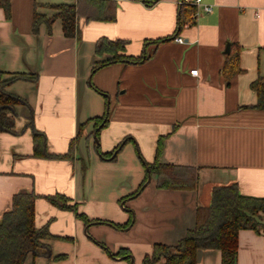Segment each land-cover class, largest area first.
Listing matches in <instances>:
<instances>
[{"label":"crops","instance_id":"0c3cea01","mask_svg":"<svg viewBox=\"0 0 264 264\" xmlns=\"http://www.w3.org/2000/svg\"><path fill=\"white\" fill-rule=\"evenodd\" d=\"M78 1L9 0V12L0 6V71L5 78H38L6 88L27 105L15 107L16 133H0V219L17 193L34 192L36 227H48L53 257H63H29L25 264H143L156 244L176 245L195 228L212 188L237 184L243 195L264 198V110L254 108L251 89L264 76V0H202L213 11L199 8L194 24L179 34L180 0L152 7L114 0L115 22L81 17L79 35L67 38L56 16L60 6ZM102 38L127 41L128 55L148 60L93 75ZM229 53H239L243 69L230 85L223 75ZM109 112L98 141L93 120ZM85 124L72 159L33 156L34 130L46 135L51 154L66 155ZM127 137L134 141L116 160L101 158L97 145L109 153ZM161 138L162 162L199 170L196 190H161L155 175L147 179L145 163L155 161ZM49 196L70 199L91 224L51 204ZM130 221L124 230L113 226ZM122 249L131 257L107 254ZM198 260L222 264V255L200 251ZM238 264H264V231H240Z\"/></svg>","mask_w":264,"mask_h":264},{"label":"trees","instance_id":"16d2710c","mask_svg":"<svg viewBox=\"0 0 264 264\" xmlns=\"http://www.w3.org/2000/svg\"><path fill=\"white\" fill-rule=\"evenodd\" d=\"M160 1L143 0L148 7H152ZM80 2L88 6L86 11H82ZM0 6L7 12L10 11L9 0H0ZM117 7V2L114 0H79L77 4L60 6L56 18L62 20L65 36L75 38L79 35L77 22L81 17L87 21L115 22ZM196 11V7L188 0H180L178 34L186 23L194 21L193 17ZM41 17L39 15L36 17L35 31L39 28V23L42 21ZM47 22L50 25L53 19L47 20ZM178 34L177 36H179ZM162 42L163 40H159L157 43ZM127 44L128 42L124 40L100 39L96 46L95 56L97 59L92 74L94 75L99 70L113 64H142L148 60L146 54L138 57L128 55ZM242 72L239 53L236 55L229 53L223 70L228 85L235 76ZM37 79L36 75L27 74H17L11 78H5V73L0 71V133H16L15 107L27 105L23 99L8 93L6 88L16 81L34 82ZM251 89L258 99L254 108L264 110V76L254 81ZM93 121L95 125L92 136L95 135L99 141L101 131L109 125L110 112ZM87 124L81 126L77 139L71 142L69 152L66 155L51 154L48 150L46 135L34 130L33 156L55 160L72 159L76 142L83 134ZM133 141V138L127 137L109 153H103L100 144L96 148L102 159L114 161L124 147ZM164 141L165 138L159 140L155 161L145 163L147 179L155 175L157 187L161 190H196L199 185V170L162 162ZM144 185L145 183L132 196L139 195ZM38 198L39 196L30 191L24 190L17 193L13 198L11 209L5 212L0 219V264H25L29 257L34 259L42 257L48 260L63 258L62 256L53 257L49 241L53 240L54 236L48 227L40 229L36 227L35 206ZM46 199L60 209L76 212L77 218L83 220L86 225L91 224L92 221H89L83 214H78L77 209L70 204V199L65 196H49ZM131 224L132 221L126 225L113 224V226L124 230L129 228ZM242 230H253L258 233L264 231V198L243 195L237 184L214 187L211 190L209 204L198 208L195 228L189 230L176 245L156 244L153 252L145 256L143 264H199V252L208 250L220 251L222 264H238L239 233ZM101 246L105 248L103 245ZM112 256L127 259L131 257L128 249H122Z\"/></svg>","mask_w":264,"mask_h":264},{"label":"built area","instance_id":"2783aa9c","mask_svg":"<svg viewBox=\"0 0 264 264\" xmlns=\"http://www.w3.org/2000/svg\"><path fill=\"white\" fill-rule=\"evenodd\" d=\"M188 2H190L192 5H194L196 7L197 11L193 17L194 21L192 23H186L184 25L183 29H187L194 24L199 8L200 9L202 8L204 10V12H206V13H211L213 11L212 6L205 5L202 0H188ZM175 41L178 43H181V44L184 43V39L181 38L180 36L175 37ZM190 73L194 77H199V71L198 70H191Z\"/></svg>","mask_w":264,"mask_h":264},{"label":"rangeland","instance_id":"374dc122","mask_svg":"<svg viewBox=\"0 0 264 264\" xmlns=\"http://www.w3.org/2000/svg\"><path fill=\"white\" fill-rule=\"evenodd\" d=\"M121 209H122V208H121ZM123 209H124V208H123ZM107 254H108L109 256H111V257H112V255H113V254L111 253V251H110V250H109V251H107ZM125 261H127V260H125ZM134 264H142V263H141V262H139V263H136V262H135Z\"/></svg>","mask_w":264,"mask_h":264},{"label":"water","instance_id":"95a60500","mask_svg":"<svg viewBox=\"0 0 264 264\" xmlns=\"http://www.w3.org/2000/svg\"><path fill=\"white\" fill-rule=\"evenodd\" d=\"M102 95H105L104 93H101ZM149 181H150V179H149Z\"/></svg>","mask_w":264,"mask_h":264}]
</instances>
